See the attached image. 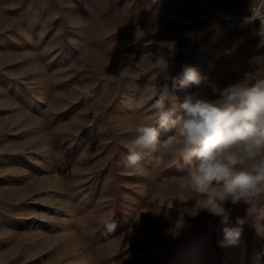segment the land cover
Instances as JSON below:
<instances>
[{
	"label": "rangeland",
	"instance_id": "rangeland-1",
	"mask_svg": "<svg viewBox=\"0 0 264 264\" xmlns=\"http://www.w3.org/2000/svg\"><path fill=\"white\" fill-rule=\"evenodd\" d=\"M262 15L264 0H0V264H264V196L227 205V223L190 216L188 164L120 163L163 60L221 86L264 69ZM167 83L179 101L198 91ZM226 227L238 245L220 246Z\"/></svg>",
	"mask_w": 264,
	"mask_h": 264
},
{
	"label": "clouds",
	"instance_id": "clouds-1",
	"mask_svg": "<svg viewBox=\"0 0 264 264\" xmlns=\"http://www.w3.org/2000/svg\"><path fill=\"white\" fill-rule=\"evenodd\" d=\"M257 19L255 34L264 46V15ZM163 61L160 77L165 83L151 92L155 98L152 121L125 129L127 153L120 163L126 174L140 175L146 164L159 167L166 156L177 167L183 161L189 167L178 178L176 190L187 199L177 201L183 205L193 202L183 213L195 216L205 211L227 223L231 212L227 205H251L264 196V69L245 72L242 78L221 86L216 78L188 64L172 75L168 62ZM168 81L173 89L194 84L198 91L179 101ZM169 129L173 134L161 141V131ZM102 222L109 231L115 230L113 221ZM243 223L238 219V225ZM223 232L221 247L238 245L241 227H226ZM82 264H89L88 259Z\"/></svg>",
	"mask_w": 264,
	"mask_h": 264
}]
</instances>
